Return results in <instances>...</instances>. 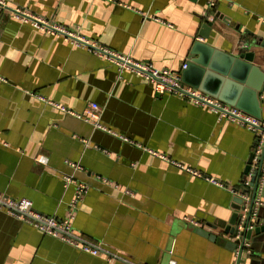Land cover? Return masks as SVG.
Masks as SVG:
<instances>
[{
	"label": "crops",
	"instance_id": "obj_1",
	"mask_svg": "<svg viewBox=\"0 0 264 264\" xmlns=\"http://www.w3.org/2000/svg\"><path fill=\"white\" fill-rule=\"evenodd\" d=\"M6 1L181 76L197 39L233 54L247 43L264 50V0H217L209 16L208 0ZM40 96L76 111L95 101L112 132ZM257 141L249 128L219 120L211 106L160 93L89 46L0 10V192L62 217L75 193L63 175H74L89 185L76 232L116 255L81 250L0 210V264H235L234 245L191 224L230 239L218 224L235 212L233 189L247 175ZM41 155L48 164L36 160ZM258 194L264 200V171ZM255 209L264 226V205ZM254 236L239 264H264V229Z\"/></svg>",
	"mask_w": 264,
	"mask_h": 264
},
{
	"label": "built area",
	"instance_id": "obj_2",
	"mask_svg": "<svg viewBox=\"0 0 264 264\" xmlns=\"http://www.w3.org/2000/svg\"><path fill=\"white\" fill-rule=\"evenodd\" d=\"M217 0L207 1L206 16L211 15L212 10L216 4ZM0 10L9 11L15 18L32 24L34 27L44 30L50 34L62 36L65 39L75 42L76 44L89 46L92 51L98 53L112 62H114L119 71L124 69H132L139 73L141 76L150 80L154 83L155 88L158 92H170L178 94L181 96L190 97L198 104L209 105L218 114V119H228L237 122L257 135V144L253 151L252 163L250 169L247 172L244 180L242 181V189L234 188V192L237 196L241 197L246 205L242 213V221L239 224V228H242L243 218L246 215L248 204L251 200L253 185L251 183V178L253 177L255 171L260 165V178L259 184L262 182V175L264 171V119L254 117L240 108L227 104L222 100L214 97L206 92L199 91L195 88L189 87L184 84L182 80L181 73H174L168 69H162L154 66L152 63L147 61L136 60L129 55L116 52L109 48L97 45L91 42L85 36L77 31L70 30L64 25H61L45 16L36 14L31 10L24 8L22 6H11L6 0H0ZM187 66L185 62L183 68ZM40 98L59 108L61 111L67 112L77 118L83 119L90 122L95 128H100L109 132H112L104 123H102V112L103 107L97 102H89L82 111H76L66 107L63 104L48 100L43 96ZM127 139V138H126ZM36 160L42 164H48V157L41 155ZM75 169L84 170L79 162H70ZM261 163V164H260ZM198 173L197 171H194ZM200 174V173H198ZM63 179L66 187L70 184L75 185V193L73 198L68 202L66 213L64 216L59 217L56 215H46L34 209L33 201L27 197H10L0 192V210H5L6 212L18 217L24 222H27L45 234H51L53 236L59 237L64 241L78 247L81 250L90 252L94 255L104 256L109 259H116V255L112 254L110 251L105 249L99 242L91 241L78 232H76L74 226V220L76 218L80 203L84 199V196L89 191V185L81 180L75 178L74 175H63ZM215 184L225 186L224 183L219 182L215 179H211ZM248 190V191H247ZM255 204L264 205V200L259 194L255 197ZM254 215H256V210ZM245 248L251 252L249 248V242L245 243ZM133 264H142L135 263ZM168 264H176V260L171 258ZM237 264V263H235Z\"/></svg>",
	"mask_w": 264,
	"mask_h": 264
},
{
	"label": "water",
	"instance_id": "obj_3",
	"mask_svg": "<svg viewBox=\"0 0 264 264\" xmlns=\"http://www.w3.org/2000/svg\"><path fill=\"white\" fill-rule=\"evenodd\" d=\"M208 22V21H207ZM212 22H208L211 24ZM204 33V32H203ZM202 35H205V33ZM264 47V41L260 43ZM187 66L183 68L182 78L184 81L193 84L207 93L219 98L223 102L236 106L244 112L260 118L262 117V105L264 104V50L256 51L252 44L242 45L238 54H233L205 43L202 40H195L191 50V56L186 61ZM253 154L249 159L247 172L252 163ZM261 164V163H260ZM260 178V165L251 178L253 185L251 200L248 204L246 215L243 218L242 228L239 224L242 221V213L246 208L243 199L239 196L234 198L235 212L229 223H220L224 234L230 239L219 237L215 233L202 227L191 224L195 232L208 237L211 240H218L227 245H234L238 249L239 264L241 255L245 249V243L249 242L252 251L251 241L256 240L264 226L260 223V215L255 213V197L258 194Z\"/></svg>",
	"mask_w": 264,
	"mask_h": 264
},
{
	"label": "trees",
	"instance_id": "obj_4",
	"mask_svg": "<svg viewBox=\"0 0 264 264\" xmlns=\"http://www.w3.org/2000/svg\"><path fill=\"white\" fill-rule=\"evenodd\" d=\"M244 43H246V42H244ZM239 189L241 190L242 189V186H239ZM248 191V190H247Z\"/></svg>",
	"mask_w": 264,
	"mask_h": 264
}]
</instances>
